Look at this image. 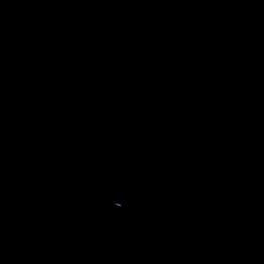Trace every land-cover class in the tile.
Segmentation results:
<instances>
[{
    "label": "water",
    "instance_id": "water-1",
    "mask_svg": "<svg viewBox=\"0 0 264 264\" xmlns=\"http://www.w3.org/2000/svg\"><path fill=\"white\" fill-rule=\"evenodd\" d=\"M0 264H264V0H0Z\"/></svg>",
    "mask_w": 264,
    "mask_h": 264
}]
</instances>
